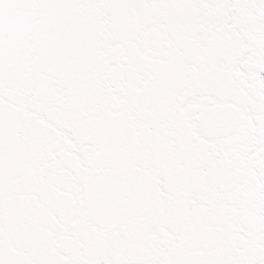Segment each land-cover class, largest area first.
<instances>
[{"label":"snow or ice","instance_id":"1","mask_svg":"<svg viewBox=\"0 0 264 264\" xmlns=\"http://www.w3.org/2000/svg\"><path fill=\"white\" fill-rule=\"evenodd\" d=\"M0 264H264V0H0Z\"/></svg>","mask_w":264,"mask_h":264}]
</instances>
